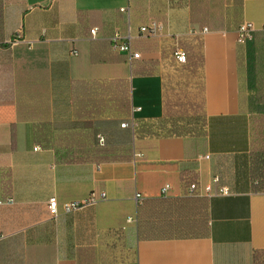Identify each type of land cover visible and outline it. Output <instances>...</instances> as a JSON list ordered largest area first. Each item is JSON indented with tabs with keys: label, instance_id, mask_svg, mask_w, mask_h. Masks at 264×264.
Masks as SVG:
<instances>
[{
	"label": "crops",
	"instance_id": "obj_1",
	"mask_svg": "<svg viewBox=\"0 0 264 264\" xmlns=\"http://www.w3.org/2000/svg\"><path fill=\"white\" fill-rule=\"evenodd\" d=\"M199 5L209 28L192 21L194 0H2L0 264H255L264 154L239 68L257 55L264 73V0H243L240 23L232 0ZM152 20L162 34H140ZM243 22L258 41L237 42ZM203 28L204 140L138 129L163 115L173 36ZM114 32L140 57L113 50ZM192 180L211 193L187 195ZM90 195L95 204L48 212L51 196L61 206Z\"/></svg>",
	"mask_w": 264,
	"mask_h": 264
},
{
	"label": "trees",
	"instance_id": "obj_2",
	"mask_svg": "<svg viewBox=\"0 0 264 264\" xmlns=\"http://www.w3.org/2000/svg\"><path fill=\"white\" fill-rule=\"evenodd\" d=\"M201 0H194L196 7L192 10V21L199 25L211 27L204 20ZM243 0H232L233 17L235 23L241 22V8ZM2 0H0V19ZM202 12V13H201ZM174 47H181L185 53V61L177 63L174 58L168 63V72L163 83V115L161 118L137 124L138 129L153 128L157 136L196 137L202 142L207 134V118L205 113L204 75L202 36H173ZM254 40L258 41L254 33ZM172 50V52H173ZM240 80L246 81L249 87L255 88V93L250 97L249 107L254 108L252 116L251 135L254 147L261 155L264 154V73L259 67V57L256 55L252 63L240 65ZM151 124V123H150ZM137 126L134 127L136 131ZM264 165V159H263ZM255 264H264V252L255 255Z\"/></svg>",
	"mask_w": 264,
	"mask_h": 264
},
{
	"label": "built area",
	"instance_id": "obj_3",
	"mask_svg": "<svg viewBox=\"0 0 264 264\" xmlns=\"http://www.w3.org/2000/svg\"><path fill=\"white\" fill-rule=\"evenodd\" d=\"M120 10H125L124 8H121ZM207 29L203 28L200 31H193L189 32V34H203L206 32ZM237 42L240 45H246L248 42H251L254 39V29L252 25L249 22H243L238 25L237 27ZM139 33L143 36H159L162 34V24L160 22H157L155 20H152L148 22L146 25H143L139 28ZM91 37L95 38L97 34V29L92 28L90 29ZM110 44L111 48L115 51L121 52L125 54L130 61L137 59L140 57V53L137 51H134L132 49L131 45V36L128 34L127 36H121L117 32H114V34L110 37ZM173 58L177 63H182L185 61V53L184 50L176 46L172 52ZM127 125V123L123 122L121 123V126L124 127ZM99 143L102 144L104 139L101 135H98ZM35 149L37 148L34 147ZM217 178L213 179V182H216ZM167 188V185H164L162 188V192L165 191ZM219 192L221 193H227V188L222 187L220 188ZM211 193V185L210 184H202L198 180H192L189 182L186 194L189 196H198L203 194ZM104 194L101 193L100 198H103ZM7 202H12L11 198H8L6 200ZM98 201V198L90 195L89 197L82 199V200H76V201H67L61 204L59 206L58 200L55 196H51L48 199L47 202V208L48 212L51 216L55 217L57 216L61 211L62 212H72L75 210H78L80 208H83L88 205L95 204ZM129 220V219H128Z\"/></svg>",
	"mask_w": 264,
	"mask_h": 264
}]
</instances>
